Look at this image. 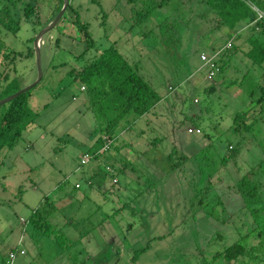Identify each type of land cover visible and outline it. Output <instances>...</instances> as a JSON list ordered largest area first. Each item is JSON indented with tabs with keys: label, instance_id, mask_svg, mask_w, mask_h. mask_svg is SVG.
Segmentation results:
<instances>
[{
	"label": "rangeland",
	"instance_id": "obj_1",
	"mask_svg": "<svg viewBox=\"0 0 264 264\" xmlns=\"http://www.w3.org/2000/svg\"><path fill=\"white\" fill-rule=\"evenodd\" d=\"M67 1L39 40L33 125L0 148V264L19 240L25 254L12 264H264V61L247 54L264 41V17L250 6L264 10V0H242L251 12L232 27L203 0ZM64 2L0 0V21L14 30L1 22L0 42L22 53L0 63L1 92L8 81L35 82V39ZM110 46L160 96L143 115L119 118L111 137L105 127L120 108L89 102L75 78ZM218 50L219 71L208 80L200 54ZM99 137L109 148L81 165ZM89 178L97 196L87 193ZM44 199L65 200L45 214L66 243L29 221ZM235 243L243 255L214 258Z\"/></svg>",
	"mask_w": 264,
	"mask_h": 264
},
{
	"label": "trees",
	"instance_id": "obj_2",
	"mask_svg": "<svg viewBox=\"0 0 264 264\" xmlns=\"http://www.w3.org/2000/svg\"><path fill=\"white\" fill-rule=\"evenodd\" d=\"M208 4L217 14H220L228 27H232L236 21L244 20L248 17V7L242 0H203ZM69 7V6H68ZM31 8H24V13L28 16ZM147 12L140 15L142 18L146 17ZM79 24V27L84 26L79 19L77 13L73 20ZM2 22L3 26L14 32L11 25L5 21ZM261 25L260 23H258ZM85 27V26H84ZM264 30V27H263ZM251 49L247 52L249 57L255 63L264 61V41L257 42L253 40ZM33 51L28 48L25 57H29ZM22 55L21 52H16L12 48L0 42V63H4L6 59L13 61L14 56ZM223 67V66H222ZM221 67V68H222ZM81 82L85 83L91 94L90 102L96 104L98 102H106L107 107L120 108L117 114L108 120L105 127V134L111 137V132L118 122L119 118L127 113H133L141 116L148 112L159 100L160 96L156 90L145 81L137 70L121 55L114 46L103 49L94 59L88 64L84 65L83 69L75 75ZM103 83V85H102ZM102 86V87H100ZM3 92L0 91V99L5 98L20 88L15 87L14 84L7 83ZM112 95L113 98H106V94ZM101 94L105 96H100ZM30 90L18 95L11 101L0 106V148L6 145L11 148L21 137L22 131L32 122L35 113L28 104ZM101 98L103 100H101ZM264 99V88L262 90L261 100ZM244 114L237 113L234 121L242 120ZM250 127V126H249ZM103 139L98 138L99 147H101ZM97 144V145H98ZM94 151V150H93ZM48 206H51L52 203ZM48 212V211H47ZM45 207H38L32 211L29 216V221L32 225L44 233L51 235L53 239L59 243L67 241L64 235L55 230L49 221L45 218ZM145 248L135 250L132 256L134 259L138 253L144 251ZM245 253L244 246L240 243H235L228 246L223 253L214 255V258L224 257L227 261L237 259Z\"/></svg>",
	"mask_w": 264,
	"mask_h": 264
},
{
	"label": "built area",
	"instance_id": "obj_3",
	"mask_svg": "<svg viewBox=\"0 0 264 264\" xmlns=\"http://www.w3.org/2000/svg\"><path fill=\"white\" fill-rule=\"evenodd\" d=\"M246 2H250V0H247ZM250 6L257 13V15H259V18L264 17V10L258 8L255 5H250ZM39 40H41V39H39ZM231 45H232L231 42H228L225 47L226 48H230ZM220 52L221 51L218 50L214 54H212L211 56H209L208 54H206L204 52H201V54H200V60L208 68V71H207V74H206V78L208 80H212L216 76V74L218 73V71H219V67L217 65V60L215 59V57ZM192 131H193L192 128H188V132H192ZM195 131L198 133L201 130L199 128H196ZM102 138L105 139L104 136ZM105 141H104L103 146H101L98 150H96V152H94V154H92V155H90L89 153L82 154V156L80 158V164L81 165L86 164L91 159L92 156L95 157L96 155H98V154L102 153L103 151L107 150L109 148L110 139L107 140L106 142ZM104 168H105L106 172H109L111 175L114 174V168H112L111 166H105ZM112 181L113 182H116L117 179L115 177H113V180ZM75 186L76 187H79V184H76ZM18 253L19 254H23V251L22 250H19ZM18 253L17 252H10V254H9V260L7 261V264H12L13 259L16 257V255Z\"/></svg>",
	"mask_w": 264,
	"mask_h": 264
},
{
	"label": "crops",
	"instance_id": "obj_4",
	"mask_svg": "<svg viewBox=\"0 0 264 264\" xmlns=\"http://www.w3.org/2000/svg\"><path fill=\"white\" fill-rule=\"evenodd\" d=\"M45 27H47V26H45ZM45 27H44V28H45ZM42 29H43V28H42ZM39 49H40V47H39ZM36 62H37V61H36ZM41 77H42V76H41ZM75 78H76V76H75ZM206 79H207V78H206ZM10 82H11L12 84H14L12 81H8L7 83H10ZM7 83H5V85H6ZM82 83H83V82H82ZM14 85L16 86V83H15ZM87 87H88V86H87L85 83H83V86L81 87V89L86 90V91L88 92V88H87ZM17 88H18V87H17ZM20 89H21V88H20ZM212 89H213V88H211V90H212ZM29 90H30V89H29ZM88 95H89V94H88ZM89 102H90V96H89ZM158 102H159V101H158ZM158 102H157V103H158ZM33 121H34V117H33V120H32V122H31L32 124L30 123L31 125H33ZM30 124H29V125H30ZM29 125H28V126H29ZM23 131H24V130H23ZM23 131H22V132H23ZM190 133H192V132H190ZM104 135H105V134H104ZM104 135H103V136H104ZM103 136H102V137H103ZM97 144H98V143H96V144L93 146L94 149H95L94 151H96V150H98V149L100 148V147H99V144H98V145H97ZM99 155H100V154L96 155L95 157L97 158ZM93 175H94V176H98V177L100 176L99 168H97L96 170H93ZM115 176H116V174H113V177H115ZM115 178H116V177H115ZM91 179H92V178H89V179H87V180L92 182L93 179H92V180H91ZM116 179H117V178H116ZM76 184H78V183H75V184H74V188H75L76 190H78L79 188H81V185H79V187H76V186H75ZM93 184H94L93 182H92L91 184H87V185L89 186V189H88V192H87V193H88L89 195H91V196H95V195L97 196L96 191H95V190H92ZM59 187H62V188H63V186H61V185H60ZM47 200H48V199H44L45 204H48V203H47ZM64 201H65L64 199H63V200H60L59 202H58V201H53V200H52V202H51L52 205H51V206H47V205L44 204V205H40V206H38V207L41 208V207L44 206L45 209H46V212H47V211L50 212L51 210L54 211L58 206L63 205ZM59 204H60V205H59ZM104 206H105V204L102 205L103 209H104V208L108 209L107 207H104ZM38 207H37V208H38ZM106 209H104V210H105V212L107 213L108 216L113 215V212H112V213H111L110 211L108 212V210H110V209H108V210H106ZM52 211H51V212H52ZM46 215H47V214H44L45 218L47 219L48 217H47ZM47 220H48V219H47ZM48 221H49V223L51 224V221H50V220H48ZM51 225H52V224H51ZM55 230H57V229H55ZM20 243H21V241L19 240V243H18V245H17L18 247H17L13 252H17V253H18L19 250H22V251H23V254H19V253H18L17 255H24V254H25V251L19 247V246H20ZM17 255H16V256H17Z\"/></svg>",
	"mask_w": 264,
	"mask_h": 264
},
{
	"label": "water",
	"instance_id": "obj_5",
	"mask_svg": "<svg viewBox=\"0 0 264 264\" xmlns=\"http://www.w3.org/2000/svg\"><path fill=\"white\" fill-rule=\"evenodd\" d=\"M67 5H68V1L65 0L62 9L60 10L58 16H56V18H55V20L53 21V23L50 24L49 26L43 28L42 31L37 35V37H36V39H35V55H36L37 69H38V76H37V79H36L35 82H33L32 84H30V85H28V86H26V87H24V88H21V89H19L17 92H15V93H13V94H11V95H9V96H7V97L1 99V100H0V106H1L2 104H5V103L11 101L12 99H14L15 97H17L18 95H20V94H22V93L28 91L30 88H32L33 86H35V85L39 82V80L41 79L42 72H41V67H40L39 39H41V36L43 35V33H44L45 31H47L48 29H50L52 26H54V25L57 23V21L60 19V17H61L62 14L64 13V10L66 9Z\"/></svg>",
	"mask_w": 264,
	"mask_h": 264
}]
</instances>
